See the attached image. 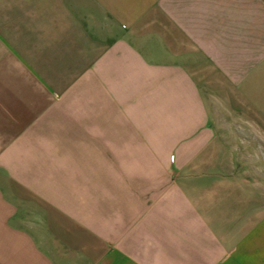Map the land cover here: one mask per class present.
<instances>
[{"label": "crops", "instance_id": "0c3cea01", "mask_svg": "<svg viewBox=\"0 0 264 264\" xmlns=\"http://www.w3.org/2000/svg\"><path fill=\"white\" fill-rule=\"evenodd\" d=\"M0 264H264V0H0Z\"/></svg>", "mask_w": 264, "mask_h": 264}]
</instances>
